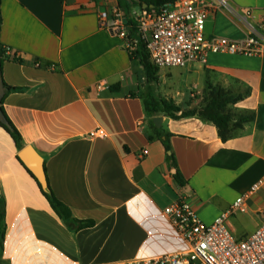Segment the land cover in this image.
Segmentation results:
<instances>
[{"label": "crops", "instance_id": "obj_1", "mask_svg": "<svg viewBox=\"0 0 264 264\" xmlns=\"http://www.w3.org/2000/svg\"><path fill=\"white\" fill-rule=\"evenodd\" d=\"M231 1L251 9L264 34V0ZM119 5L120 0L0 1L6 51L0 120L3 108L22 136L21 150L33 146L42 156L56 197L77 219L96 223L78 232L66 226L0 124L6 227L0 264H114L181 252L186 246L163 216L165 206L187 197L201 219L213 224L260 181L261 189L246 200V213L239 214L259 218L258 229L264 224V56L212 54L205 64L181 68L189 97L173 99L177 104L187 108L195 99L190 108H196L211 84L238 98L229 106L233 125L239 116L255 114L224 142L218 128L198 116L174 120L146 111L144 101L155 94V85L147 83L140 61L130 58L126 41L99 21ZM206 34L239 40L246 30L222 11L210 15ZM100 82L109 88L99 91ZM6 86L20 90L8 93ZM156 117L162 123L155 127L171 134L184 186L168 165L165 137L152 126ZM100 128L108 138L90 136ZM239 214L232 218L234 233ZM1 228L0 220V239Z\"/></svg>", "mask_w": 264, "mask_h": 264}, {"label": "built area", "instance_id": "obj_2", "mask_svg": "<svg viewBox=\"0 0 264 264\" xmlns=\"http://www.w3.org/2000/svg\"><path fill=\"white\" fill-rule=\"evenodd\" d=\"M132 2L138 5L140 0ZM222 11L245 28L244 38L232 40L219 35L207 36L206 25L210 15ZM133 19L152 62L160 69L205 64L212 54L249 58L264 56L263 27L256 23L251 9L240 8L231 0H174L161 9L137 7L133 11ZM99 21L103 28L112 30L126 41L129 52L135 51L137 41L130 40L121 9H115L111 14L101 13ZM108 88L106 82L97 84L99 91ZM90 136L109 137L101 128ZM148 154V150L143 152V156ZM261 187L262 181L255 183L213 224L205 223L189 199L179 196L163 208L162 214L186 249L114 264H264V224L252 235L241 239L235 236L232 227V218L246 213V200Z\"/></svg>", "mask_w": 264, "mask_h": 264}, {"label": "trees", "instance_id": "obj_3", "mask_svg": "<svg viewBox=\"0 0 264 264\" xmlns=\"http://www.w3.org/2000/svg\"><path fill=\"white\" fill-rule=\"evenodd\" d=\"M173 2L174 0H140V3L138 5H134L132 0H120L119 8L127 16V27H130L129 38L130 40L137 41L135 51L129 52L130 58L137 59L140 61L145 70L146 81L150 85H155L159 82L161 69L152 62L149 52L147 51L146 45L141 41L132 13L137 7H139L140 9H144L145 4L148 5L147 10H151V6H153L154 9H161L172 4ZM1 24L2 17L0 13V31ZM5 56L6 51L0 43V72L2 71L3 64L5 62ZM6 87L8 93L20 90L9 86ZM203 100L204 101L202 106H200L199 108L192 109L190 108L191 104L188 105L187 108H184L182 105L177 104L173 99L161 98L157 97L155 94H152L147 99H145L144 105L146 111L150 115L165 114L174 120L198 116L204 121L211 122L218 128L219 135L224 142H227L233 136V131L234 129H236V127L239 128L244 123L252 122L255 119L254 113L241 115L237 118L235 124L233 125L232 123L234 122L235 116L229 109V106L235 104L238 98L235 97L230 91L225 90L221 86H213L209 84L204 92ZM1 110L3 118L2 120H0V124L12 135L18 149L21 150L24 147L22 136L20 132L16 129V127L13 125L11 120L8 118L4 109L1 108ZM152 126L155 129L159 138L163 136L165 137L163 144L167 154L168 165L170 166V168L177 170V172L174 174V177L181 186H184L185 180L178 169L177 161L170 144L171 134L162 131V129H157L154 123H152ZM18 160L38 184L43 195L48 200L52 211L56 213V215L66 224L67 227L72 229V231L74 232H78L80 230L95 226L96 223L94 221H83L77 219L73 215V212L69 208V206H67L64 202H62L56 197L52 187L49 185L47 189H43L38 179L35 177L32 171L25 165V163L21 160L20 157H18ZM4 216L5 210L3 205L1 204L0 220L2 228L0 249H3V244L6 235V227L3 224Z\"/></svg>", "mask_w": 264, "mask_h": 264}, {"label": "rangeland", "instance_id": "obj_4", "mask_svg": "<svg viewBox=\"0 0 264 264\" xmlns=\"http://www.w3.org/2000/svg\"><path fill=\"white\" fill-rule=\"evenodd\" d=\"M183 69L178 68H162L160 71L159 82L155 84V95L161 98L183 100L185 95L189 97V89L185 87L182 77ZM183 93V97L179 95ZM195 99H192L188 105H193ZM203 99L196 103V108L203 105ZM259 218L251 217L247 214H239L235 222L237 231L235 236L241 238L244 235H251L258 229Z\"/></svg>", "mask_w": 264, "mask_h": 264}, {"label": "water", "instance_id": "obj_5", "mask_svg": "<svg viewBox=\"0 0 264 264\" xmlns=\"http://www.w3.org/2000/svg\"><path fill=\"white\" fill-rule=\"evenodd\" d=\"M148 5H144V9H147ZM153 8V6H151ZM125 24H128L127 16H125ZM128 32H130V27H127ZM155 126L160 127L162 123L161 117H156L153 119ZM19 157L25 163V165L32 171L35 177L38 179L41 187L47 189L49 186L47 173L45 170L44 160L42 156L36 151L33 146H27L21 150ZM176 173V170H174Z\"/></svg>", "mask_w": 264, "mask_h": 264}]
</instances>
